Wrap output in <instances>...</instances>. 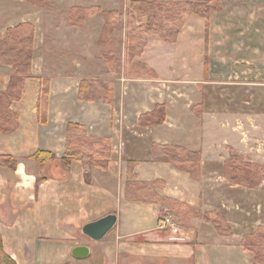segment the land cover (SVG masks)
<instances>
[{
	"label": "crops",
	"instance_id": "1",
	"mask_svg": "<svg viewBox=\"0 0 264 264\" xmlns=\"http://www.w3.org/2000/svg\"><path fill=\"white\" fill-rule=\"evenodd\" d=\"M97 0H75L56 21L53 6L27 0H0V34L30 22L36 28L33 77L25 78L22 97L11 109L17 129L0 131V235L16 264H253L241 245L259 225L250 209L231 194L252 190L229 184L224 165L232 153L243 161L264 164V0H206L208 18L189 13L176 42L150 37L138 61L156 77L131 78L126 58L112 70L103 58L99 39L105 25H70L72 7L100 6ZM126 5L131 0H124ZM182 1V0H177ZM195 1V0H194ZM117 36V34H116ZM125 43V42H124ZM14 69L0 64V90L8 88ZM50 80L47 122L39 117L42 79ZM92 79L114 87L113 102L81 100V81ZM165 107V120L148 125L141 117ZM69 123L86 126L89 135L111 137L112 158L106 170L85 156L66 170ZM177 145L201 153L202 176L195 178L172 163L154 158L153 145ZM38 151L58 160L40 162ZM138 181L163 180L162 200H177L194 212L180 213L160 202L126 197L129 171ZM90 174V181L87 179ZM217 211L232 226L218 232L206 213ZM110 213L118 223L101 241L83 234V226ZM166 213L174 229L159 230ZM202 213V214H200ZM85 245L84 258L73 254Z\"/></svg>",
	"mask_w": 264,
	"mask_h": 264
},
{
	"label": "trees",
	"instance_id": "2",
	"mask_svg": "<svg viewBox=\"0 0 264 264\" xmlns=\"http://www.w3.org/2000/svg\"><path fill=\"white\" fill-rule=\"evenodd\" d=\"M38 6H44L46 0H27ZM213 7L206 0H131L127 9L128 32L126 39L127 66L126 74L131 78H154L156 73L147 64L135 61L140 57L148 45V37L159 35L166 42H176L185 26L186 16L195 13L208 18ZM98 12L105 17L103 33L99 39V46L107 45L111 50L108 36L112 34L119 20L118 10H103L100 6L89 8L75 6L70 11V24L82 26L86 19L93 18ZM146 19L142 25L139 21ZM36 28L30 22L20 23L9 27L5 34H0V64L12 66L14 75L10 78L8 88L0 90V131L8 132L18 128L19 117L11 109L12 103L22 97L24 80L33 77L32 64L34 55ZM108 35V36H107ZM103 58L112 70H116L115 59L111 51L103 52ZM50 94V80L42 79L39 97V117L42 123L47 122V108ZM114 87L112 83L104 84L99 80L84 79L79 88L81 100L96 101L103 98L112 103ZM165 120V107L156 108L141 117V124L148 125ZM113 142L111 137H97L89 135L84 125L69 123L67 129L66 153L60 159L64 168L69 170L74 159L87 157L91 165L106 170L112 158ZM154 158L158 161L174 164L177 168L190 173L195 178L201 175V153L191 151L177 145H153ZM33 158L40 162L58 160L50 151H38ZM0 164L14 167L16 161L12 157L0 156ZM242 171V172H241ZM126 185V197L135 202L156 203L161 198L158 189L164 187L163 180L138 181L133 170L129 171ZM224 175L238 185L256 187L257 178L264 179V164L243 161L237 153H232L230 160L224 165ZM90 174L87 179L90 181ZM178 211L194 212L186 204L177 200L170 201ZM216 226L219 233L231 235V225L225 217L217 211L206 214ZM241 245L250 254L253 264H264V226H260L254 233L245 234ZM0 264H16L5 251L3 238L0 235Z\"/></svg>",
	"mask_w": 264,
	"mask_h": 264
},
{
	"label": "rangeland",
	"instance_id": "3",
	"mask_svg": "<svg viewBox=\"0 0 264 264\" xmlns=\"http://www.w3.org/2000/svg\"><path fill=\"white\" fill-rule=\"evenodd\" d=\"M74 1L75 0H46L45 5L42 6V7L53 6L55 8L54 9L55 10L54 13H56L55 14L56 21L58 22V21L66 18L64 16L65 15L64 14L65 13V8L68 5L72 4ZM97 1H98L99 4L105 5L108 8H111V6H112V1L111 0H97ZM129 4H130V2L128 3V5H126V2L124 0H122L121 3L118 4L119 8H121V11L123 13V20L120 21V16H119V20H118V22H117V24H116V26L114 28V31L112 32V34H110V36L107 35L109 41L112 44L111 50H110V48L108 46H104V48H101L102 55H103L104 51H106V52L111 51L113 53L116 66H117L118 62L121 63L123 58H124V50H123L124 45H125V55H126V39H127L126 36H127V32H128V22H129L128 21V17H127V9L129 7ZM97 14H101V12H98ZM94 18H92V19H94ZM104 19H105V17H104ZM86 21H87V19L85 20V23H86ZM100 22L101 23L103 22L101 16H99V18H95L92 23H93V25L95 24L96 26H98V23H100ZM139 22L142 25H144L146 23V19H142ZM85 23L82 26H84ZM76 26H79V25H76ZM116 34H117V36H116ZM154 36H159V35H154ZM154 36H149L148 37V42H149L150 37H154ZM125 58H126V66H127V56H125ZM137 58H135L136 62L138 61ZM201 176H202V165H201L200 178H201ZM226 180L228 181L229 184L235 185V183L230 181L228 178H226ZM254 182L257 183L256 187H248V186H244V185H239L240 187L251 189L252 192H251L250 196H248V195L247 196L246 195H241V196L238 195L237 196V194L234 195L232 193V191H231L232 188H229V185H226L225 193L226 194H231L236 201H239L242 204L247 203L250 206V204L254 203V204H252V205H254L253 208L250 209V211L252 212V217L255 218L254 220H256V222H264V179L263 178H257ZM159 200H160V202L162 203V205L164 207L170 208L172 210L174 209L175 211H178V209H176L174 207V205H172V203L169 202L167 199H164V200L159 199ZM159 200H158V202H159ZM180 213H183V212H180ZM168 214L169 213H166L162 219H164L166 217H170L173 223L178 224L177 220L175 219V217L170 216ZM200 214H202V213H200ZM159 224H160V221H158V227H159ZM260 226H264V225H259V227ZM170 229L171 230L174 229L173 225L168 226L166 229H159V230H170Z\"/></svg>",
	"mask_w": 264,
	"mask_h": 264
},
{
	"label": "water",
	"instance_id": "4",
	"mask_svg": "<svg viewBox=\"0 0 264 264\" xmlns=\"http://www.w3.org/2000/svg\"><path fill=\"white\" fill-rule=\"evenodd\" d=\"M118 223V215L110 213L102 218L86 223L82 232L93 241H101L112 231ZM73 254L75 257L84 258L89 254V248L85 245L77 246Z\"/></svg>",
	"mask_w": 264,
	"mask_h": 264
},
{
	"label": "built area",
	"instance_id": "5",
	"mask_svg": "<svg viewBox=\"0 0 264 264\" xmlns=\"http://www.w3.org/2000/svg\"><path fill=\"white\" fill-rule=\"evenodd\" d=\"M173 225L170 217H166L160 220L159 229H166L168 226Z\"/></svg>",
	"mask_w": 264,
	"mask_h": 264
}]
</instances>
